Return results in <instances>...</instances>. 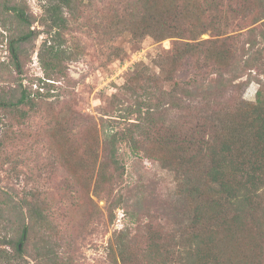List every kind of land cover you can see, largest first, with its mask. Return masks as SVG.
Here are the masks:
<instances>
[{
  "label": "trees",
  "instance_id": "1",
  "mask_svg": "<svg viewBox=\"0 0 264 264\" xmlns=\"http://www.w3.org/2000/svg\"><path fill=\"white\" fill-rule=\"evenodd\" d=\"M122 1L121 12L115 15L120 33L136 40L170 39L171 47L156 60L157 71L146 68L137 74L135 70L126 78L121 88L130 102L122 104L114 96L111 112L102 119L107 132L100 138L96 122L92 136L82 139L79 164L87 168L85 181L97 195L104 186L111 190L123 172L117 145L125 143L133 154L171 172L178 185L175 201L180 211L168 212L166 229L126 209L129 223L115 230L108 244L110 264H264V46L258 44L264 42V0ZM80 2L43 1L38 22L46 36L38 60L44 80L37 89L52 86L47 80L66 77L64 63L73 53L62 38L65 14L76 11ZM27 9L26 2L0 0V26L5 27V12L17 23L15 30L27 28L8 41L18 73L20 44L38 34L30 28L34 18ZM248 25L252 27L247 34L254 38L242 39L244 34L234 33ZM206 32L211 37L203 39ZM239 59L241 71L254 72L256 77L253 101L230 94L229 84L222 81L224 70L232 69ZM188 60L197 69L213 67L218 77L201 85L194 78L179 80L177 73ZM34 101L25 87L19 96H0L1 107H15L18 112ZM63 120L51 117L49 136L63 166L74 174L71 167L76 163L68 162L71 129L61 125ZM112 199L115 207L122 202ZM40 217L41 212L29 203V231ZM27 231L22 229L15 252L0 249V264H22L19 243H24ZM40 256L33 257L35 262L43 261Z\"/></svg>",
  "mask_w": 264,
  "mask_h": 264
},
{
  "label": "rangeland",
  "instance_id": "2",
  "mask_svg": "<svg viewBox=\"0 0 264 264\" xmlns=\"http://www.w3.org/2000/svg\"><path fill=\"white\" fill-rule=\"evenodd\" d=\"M16 1L26 2L27 13L34 18L30 28L38 34L20 44L21 72H16L8 41L27 28L18 26L15 30L17 23L2 12L7 21L5 27L0 26V96H19L20 88L25 87L35 101L20 112L15 107L0 106V249L15 252L14 245L25 227L24 243H19L22 264H110L108 244L113 232L129 223L126 209L138 211L145 222L168 229L169 222L164 218L171 209L180 211L175 201L178 185L158 162L135 155L120 143L117 154L123 166L121 178L111 190L104 186L97 195L92 184L85 181L87 168L79 164L84 154L82 139L92 136L96 122L103 138L108 127L102 119L111 112L114 96L122 104L130 102L121 85L135 70L157 71L155 62L159 55L169 52L171 40L157 41L150 36L136 40L120 33L115 15L121 12L122 0H81L76 11L65 14L67 27L62 38L73 53V58L64 63L66 77L47 80L52 82L49 89H37L40 79L44 80L38 60L46 36L38 22L44 0ZM2 22L0 19V25ZM252 26L235 29L234 33L244 34L242 39L254 38L247 34ZM210 37L209 32L202 35L203 39ZM258 44L264 46L262 41ZM241 64L239 59L232 69L224 70L222 81L229 84L230 94L253 101L258 83L254 72L241 71ZM196 65L188 60L177 78H194L201 85L218 77L213 67L197 69ZM52 116L67 120L61 125L71 129L68 162L76 163L71 167L74 174L63 166L59 149L49 136ZM98 153L102 155L103 151L98 149ZM107 194L122 202L115 207L113 196ZM29 203L41 212L30 231ZM37 256L43 261L35 262L33 257Z\"/></svg>",
  "mask_w": 264,
  "mask_h": 264
}]
</instances>
